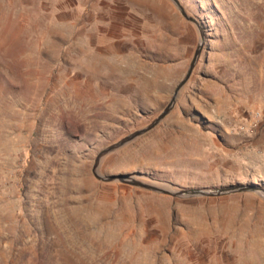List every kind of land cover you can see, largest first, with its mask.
I'll use <instances>...</instances> for the list:
<instances>
[{
  "label": "rangeland",
  "instance_id": "obj_1",
  "mask_svg": "<svg viewBox=\"0 0 264 264\" xmlns=\"http://www.w3.org/2000/svg\"><path fill=\"white\" fill-rule=\"evenodd\" d=\"M181 1L201 57L101 171L264 186V0ZM199 38L171 0H0V264H264L258 194L179 198L92 172L162 112Z\"/></svg>",
  "mask_w": 264,
  "mask_h": 264
},
{
  "label": "water",
  "instance_id": "obj_2",
  "mask_svg": "<svg viewBox=\"0 0 264 264\" xmlns=\"http://www.w3.org/2000/svg\"><path fill=\"white\" fill-rule=\"evenodd\" d=\"M171 1L174 3V5L177 7V9L180 11L182 16L186 20L195 24L200 35L199 41L195 48L194 54L190 60V63L186 69V72L183 78L175 87L170 101L162 110V112L146 126L142 128H138L133 132H130L129 134L125 135L118 141L111 143L106 147L102 148L95 157L94 164L92 167V172L95 175V177H97L102 181L123 182L126 184L151 190L157 193L167 194L179 198L220 197L234 193L253 192L258 194L261 198L264 199V186L255 182H250V183L238 182V183H231L220 186H190V187L178 186L177 187L169 182L145 181L141 178L140 174H131V173L106 174L101 171V163L106 155L121 149L122 147L131 143L135 139L146 134L147 132L155 128L157 125H159L166 118V116L174 108L181 90L188 82L201 57V53L203 51L205 38H206L202 20L198 16L191 14L186 9L185 5L182 3L181 0H171Z\"/></svg>",
  "mask_w": 264,
  "mask_h": 264
},
{
  "label": "built area",
  "instance_id": "obj_3",
  "mask_svg": "<svg viewBox=\"0 0 264 264\" xmlns=\"http://www.w3.org/2000/svg\"><path fill=\"white\" fill-rule=\"evenodd\" d=\"M242 129H245V128H244V127H242ZM248 130H249L251 133H252V132H254V129H253V127L249 128Z\"/></svg>",
  "mask_w": 264,
  "mask_h": 264
}]
</instances>
